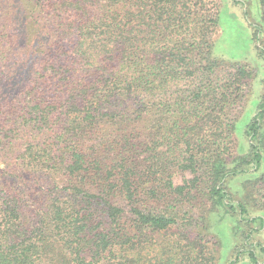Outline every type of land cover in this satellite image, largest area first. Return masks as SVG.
<instances>
[{
	"label": "trees",
	"instance_id": "obj_1",
	"mask_svg": "<svg viewBox=\"0 0 264 264\" xmlns=\"http://www.w3.org/2000/svg\"><path fill=\"white\" fill-rule=\"evenodd\" d=\"M218 12L0 0V264H219L225 218L227 264H264V88L233 154L256 77L213 54ZM240 178L263 208L234 199Z\"/></svg>",
	"mask_w": 264,
	"mask_h": 264
},
{
	"label": "rangeland",
	"instance_id": "obj_2",
	"mask_svg": "<svg viewBox=\"0 0 264 264\" xmlns=\"http://www.w3.org/2000/svg\"><path fill=\"white\" fill-rule=\"evenodd\" d=\"M219 2L218 12V31L214 38L212 52L215 56L231 61H246L255 69V77L246 81L243 94L247 97L245 107L242 114L237 119L235 131L232 133L231 149L233 154L246 150L245 128L246 124L251 120L256 112L259 96L264 88V56L260 54L256 46L264 49V24L261 20V9L258 0H216ZM240 108H238L239 110ZM237 110V111H238ZM243 178L234 180L229 190L234 199L247 201L250 212L256 211L261 207L257 204L258 192L256 190L238 189L241 187ZM26 185L21 182L19 186ZM258 205V206H257ZM263 208V207H261ZM256 209V210H255ZM258 212L251 214H259ZM264 218V212L261 213ZM217 217L221 213L216 214ZM214 216V215H213ZM216 217V218H217ZM215 216L212 221H215ZM234 218H225L217 225L218 232L222 237V250L220 254L219 264H227L232 258V248L235 246L236 240L231 247L230 226L234 224ZM212 224V223H211ZM253 241H259L264 245V227L261 231L256 232L252 236ZM242 241V236H241ZM240 245V243H239ZM247 247V246H246ZM234 249V248H233ZM259 260L264 262V255L259 254ZM241 260L237 264H249L248 259Z\"/></svg>",
	"mask_w": 264,
	"mask_h": 264
}]
</instances>
